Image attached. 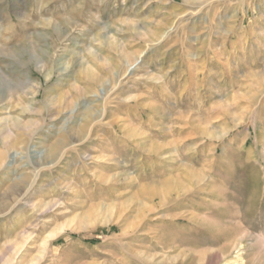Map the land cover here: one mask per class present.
I'll return each instance as SVG.
<instances>
[{
  "label": "rangeland",
  "instance_id": "374dc122",
  "mask_svg": "<svg viewBox=\"0 0 264 264\" xmlns=\"http://www.w3.org/2000/svg\"><path fill=\"white\" fill-rule=\"evenodd\" d=\"M0 264H264V0H0Z\"/></svg>",
  "mask_w": 264,
  "mask_h": 264
}]
</instances>
